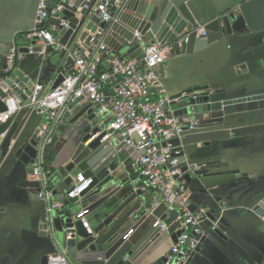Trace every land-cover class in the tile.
<instances>
[{
    "label": "crops",
    "instance_id": "obj_1",
    "mask_svg": "<svg viewBox=\"0 0 264 264\" xmlns=\"http://www.w3.org/2000/svg\"><path fill=\"white\" fill-rule=\"evenodd\" d=\"M39 1L0 0V60L12 44L26 51L15 69L33 76L36 85L33 97L24 105L14 106L21 111L0 125V264H43L45 257L61 248L51 233L56 228L55 222L60 221L63 213L71 211L75 215L85 207V201L81 200L49 216L47 204L38 198L40 182L33 177L41 140L34 137L49 119L38 112L32 101L50 90L73 62L69 64L72 57L54 49L28 52L34 44L26 34L33 26ZM193 1L204 25L187 32L190 41L186 52H174L164 63L163 81L168 94L212 91L220 101L264 94V0ZM226 18L230 21L231 33L200 48L197 42L199 35L205 33V26L215 25L213 29L221 30ZM84 30L77 35L66 29L57 34L63 43L75 49ZM146 40L157 41L150 37ZM9 101L10 98L0 97V112L12 107ZM212 115L227 120L219 128L264 123V110L226 117L223 113ZM204 117L210 118L211 114ZM64 118L67 126L60 129L62 122L53 129L56 140L47 146L43 159L48 187L56 192L57 200L65 202L77 176L83 173L78 168L68 169L74 149L87 133H93L96 128L100 130L102 124L108 125V118L86 101H70ZM111 137L120 141L116 132ZM185 150L188 159L194 162L221 161L218 167L203 170L201 176L192 175L189 181L190 209L205 207L213 220H221L218 231L213 230L212 219L204 223L202 243L189 264H264V133L233 135L213 141L211 147L199 142ZM139 155L136 150L121 147L114 157L112 173H115V182L123 187L118 197L130 189L142 190L145 185V179L133 166ZM142 191L140 201L146 211L138 210L135 218L121 230L124 233L134 228L131 237L134 241L170 212L164 205L152 209L155 192ZM113 209L104 207L89 213L86 219L90 228L108 217ZM173 241V233L162 229L146 251L133 260L127 258L126 264H158Z\"/></svg>",
    "mask_w": 264,
    "mask_h": 264
},
{
    "label": "built area",
    "instance_id": "obj_2",
    "mask_svg": "<svg viewBox=\"0 0 264 264\" xmlns=\"http://www.w3.org/2000/svg\"><path fill=\"white\" fill-rule=\"evenodd\" d=\"M78 2L79 0H40L35 24L26 34L29 40L36 41L44 50L51 47L73 59L65 70L63 81L32 101L38 112L49 119L38 133L41 139L39 156L33 172V177L40 182L38 198L47 204L49 216L65 206V202L57 200L55 192L47 185L43 155L47 146L53 143V129L63 122L67 104L70 101H86L108 118V125L102 124L89 141L103 131L108 132L106 138L116 132L127 149L140 153L133 166L145 179L142 190L152 189L155 192L152 209L164 205L170 211L169 214L177 213L173 223H176L175 232L180 234L158 264H189L202 243L203 224L209 220V214L205 207L190 209L189 185L181 167L183 150L174 143L176 138H182L185 132L197 130L202 124L200 118L174 114V100L162 81L161 66L174 53V42L152 41L143 46L142 58L125 55L120 49L111 46L107 39L113 26L127 12L129 0H83L80 5ZM90 8L94 13L97 12L107 28L101 34L99 28L89 30L86 38L79 40L78 47L71 49L57 34L64 29L75 32L78 29L76 27H79V24L74 27L73 19L66 11H75L76 17L81 18L82 12ZM53 19L58 22H52ZM135 38L140 43L145 40L139 30L135 31ZM188 39L187 34L179 42ZM33 46L29 47L28 52L33 53ZM25 55V51L14 44L10 45L4 58L0 60V69L8 72ZM3 64L7 67L3 68ZM192 95L196 98L198 94ZM183 96H187V93L184 92ZM18 111V108L11 107L0 112V125L11 120ZM92 183V177L80 173L77 182L68 191L67 199L81 196ZM89 211L88 206H85L79 214L84 226L91 231L86 219ZM214 225L215 229L217 223ZM154 226L169 228L161 219ZM133 232V228L127 230L125 239ZM48 264L72 263L67 252L58 248L49 255Z\"/></svg>",
    "mask_w": 264,
    "mask_h": 264
},
{
    "label": "water",
    "instance_id": "obj_3",
    "mask_svg": "<svg viewBox=\"0 0 264 264\" xmlns=\"http://www.w3.org/2000/svg\"><path fill=\"white\" fill-rule=\"evenodd\" d=\"M82 2L83 0H79L78 5ZM82 13V17L78 18L75 11H66V14L72 17L74 27L79 24L75 32L73 30L68 31L77 35L85 28L78 40H84L89 30L95 31L99 28V34H101L102 30L107 28V24L100 20L97 12L94 13L92 8ZM91 13L93 14L91 15ZM35 18L36 14L33 26ZM225 24L221 30L213 29V27H216L215 25L210 26L211 28L205 26V33L199 35L198 46L201 48L224 37L226 34H230L231 24L228 18L225 19ZM203 25L202 15L193 0H129L127 12H124L120 21L113 26L107 41L111 46L120 49L125 55L142 58L144 56L143 46L148 44L146 39L150 37L162 43L174 42V52L179 54L187 51L190 37L188 41L183 40L182 43L179 42V39L193 28L197 29ZM136 30L141 31L146 38L142 43L135 38ZM32 44H34L33 53H36V51L46 52L49 49H53L47 47L44 50L42 45L36 44V41H32ZM72 61L73 59L69 58V64ZM163 65L161 66L162 81ZM15 66L16 64L8 72L0 69V97L3 100L10 98L9 105L12 107L24 105L25 102L33 97L36 88L34 84L35 78L15 69ZM2 67L6 68L7 66L3 64ZM64 74L65 70L56 79L51 89H54L63 81ZM184 92L187 93V96H183ZM193 93L198 94L196 98L192 95ZM170 97L174 100L172 110H174L175 115H194L202 120V124L197 130L185 132L182 138L174 140V143L183 150L181 167L185 172L188 185L189 181L192 180V175L201 176L203 170L216 168L221 164V161L219 159L191 161L187 157L185 147L199 142H203L206 147H211L213 141L226 140L233 135L243 136L264 133V123L219 128L222 124L227 123V120L212 115L214 113H223L226 117L264 110V94L220 101L214 98L213 94H209V92L189 90ZM19 111L21 110L19 109ZM207 113L211 114L210 118L204 117V114ZM67 124L64 118L60 129L63 130ZM98 130L96 128L93 133H87L81 143L74 149L68 167V169L78 168L86 177H92L93 183L81 196L66 198L65 205L75 204L83 200L85 201V206H88L90 210L89 213L104 207L114 209L98 225L95 224L91 227V231L84 226L79 212L75 215L71 211L63 213L61 217L60 215L58 216L60 221L55 222L56 228H52L51 233L54 239L58 240L57 242L61 248L67 252L72 264H126L127 258L133 260L146 251L151 243L159 237L162 228L153 226L138 241H134L131 238L132 235L125 239L127 231L121 233L122 228L131 219L135 218L134 216L138 210L142 208L143 212L146 211V208L141 205L142 201H140V198L143 197V191L141 189H130L127 193L118 197L123 187L115 182V173H112L111 163L116 157L118 150L125 146L121 140L117 141L111 136L106 138L107 131H103L98 137L87 143ZM85 131L88 132L89 129L86 128ZM36 136L34 139L39 141L38 134ZM55 140L56 137L54 136L53 143ZM194 163L197 166H190V164ZM208 214L209 220H213L211 214L209 212ZM117 216L120 217L118 218ZM176 216L177 213L171 212L169 216L165 214L161 218L168 225V230L173 233L174 241L180 234V232H175L176 223H173V221ZM144 218L139 221L135 228L145 220ZM215 222L217 227L214 229ZM220 223V219L213 220L214 231L219 230ZM43 264H48V257H45Z\"/></svg>",
    "mask_w": 264,
    "mask_h": 264
}]
</instances>
